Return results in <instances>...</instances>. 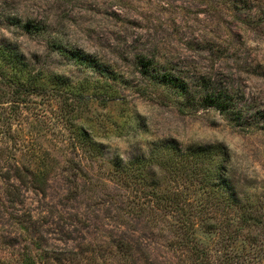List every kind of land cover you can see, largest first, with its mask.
<instances>
[{
	"label": "rangeland",
	"instance_id": "rangeland-1",
	"mask_svg": "<svg viewBox=\"0 0 264 264\" xmlns=\"http://www.w3.org/2000/svg\"><path fill=\"white\" fill-rule=\"evenodd\" d=\"M0 264H264V0H0Z\"/></svg>",
	"mask_w": 264,
	"mask_h": 264
},
{
	"label": "trees",
	"instance_id": "trees-1",
	"mask_svg": "<svg viewBox=\"0 0 264 264\" xmlns=\"http://www.w3.org/2000/svg\"><path fill=\"white\" fill-rule=\"evenodd\" d=\"M233 7L236 8L237 7L236 4ZM5 60L12 61L13 57L9 54H5ZM40 80L41 79L38 80V78L35 77L31 80V82L27 83L26 88L24 87V83H23L22 89H27V91L37 93L40 91L39 89L41 87V82H39ZM200 80L203 81V85L201 86V91H200V97H201L200 99L205 98L206 102L217 107V110L219 111L220 114L227 113L233 103H234V107H235V104H236L235 97L232 98L230 96V94L227 93L228 90L226 88H223L220 83H217L215 81L213 82V80L211 78H205L204 76ZM166 82L167 83L169 82V84L175 85L177 87L176 89L179 91V93L185 91V83L184 82H181V84H178L177 81H171L168 79L166 80ZM232 91H234V90H232ZM190 155H193V157H194L193 160L194 159L198 160V161L203 160V161H205V163H208L209 160H211L213 157L212 150L206 151L204 149L194 150L193 152L190 153ZM200 164L202 165V163H200ZM196 170H198V169L196 168L195 171ZM209 176L210 175L207 176V179L208 178L210 179ZM203 179H205V177H203ZM241 221H244L246 224H250L252 220L250 217L247 218L245 216L243 219H241ZM253 225L255 227H257V224H253Z\"/></svg>",
	"mask_w": 264,
	"mask_h": 264
}]
</instances>
